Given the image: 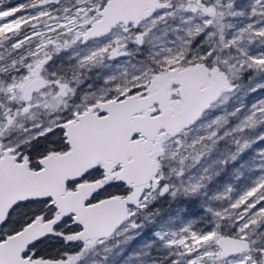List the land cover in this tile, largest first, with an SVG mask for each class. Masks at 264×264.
I'll use <instances>...</instances> for the list:
<instances>
[{
    "label": "snow or ice",
    "instance_id": "snow-or-ice-1",
    "mask_svg": "<svg viewBox=\"0 0 264 264\" xmlns=\"http://www.w3.org/2000/svg\"><path fill=\"white\" fill-rule=\"evenodd\" d=\"M0 264H264V0H0Z\"/></svg>",
    "mask_w": 264,
    "mask_h": 264
}]
</instances>
